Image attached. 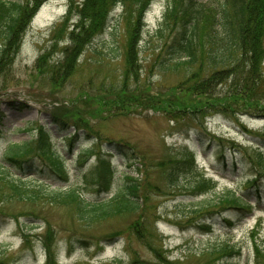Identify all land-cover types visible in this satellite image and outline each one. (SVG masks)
<instances>
[{
    "label": "rangeland",
    "instance_id": "rangeland-1",
    "mask_svg": "<svg viewBox=\"0 0 264 264\" xmlns=\"http://www.w3.org/2000/svg\"><path fill=\"white\" fill-rule=\"evenodd\" d=\"M82 1L42 0L18 49L5 57L0 68V153L9 143H34L41 130L49 131V142L61 151L70 182H81L85 199L109 197L126 173L138 177L144 200L133 211L88 223L73 204L19 200L3 187L0 264H226L225 259L256 264L258 251L260 257L264 254V115L238 104L247 99L244 86L252 82L242 76L248 66H231L237 60L227 58L222 72L226 79L207 94H188L192 113L121 109L114 93L124 84L168 92L187 78L189 84L208 78L217 66L203 61L200 69L196 63L162 69L181 28L172 21L164 24L161 36L154 33L167 0H150L142 12L135 73L126 72V49L138 11L120 3L106 7L103 27L70 64L61 66L68 58L71 32L78 31L81 22ZM261 38L264 51V31ZM202 43L208 51L211 44ZM259 64L264 75V52ZM235 66L241 71L232 74ZM256 87L251 101L264 105V82ZM52 114L68 126L53 123ZM71 126L85 129L72 143L64 138ZM82 148L91 152L85 161ZM38 165L25 164L22 172L15 171L51 188L66 184L39 171ZM93 166L106 171L107 183L101 188L83 181L82 175ZM253 174L257 177L248 187ZM225 188L243 193L249 207L210 205L203 213L195 212ZM221 242L230 243L233 251L201 255L205 247Z\"/></svg>",
    "mask_w": 264,
    "mask_h": 264
},
{
    "label": "trees",
    "instance_id": "trees-1",
    "mask_svg": "<svg viewBox=\"0 0 264 264\" xmlns=\"http://www.w3.org/2000/svg\"><path fill=\"white\" fill-rule=\"evenodd\" d=\"M41 1L0 0V68L4 64L5 57L18 49L24 28ZM149 2L150 0H83L78 6L81 22L76 27L78 31L71 32L72 44L66 46L67 49L69 48L68 58L66 56L65 62L61 66L70 64L81 46H84L91 36L103 27L107 8L120 3L129 4L138 11L134 23L129 29L126 49V72L135 73L138 53L137 41L140 29L144 25L141 17ZM172 21L179 23L181 28L170 46L172 52L170 61L162 62L160 65L162 69H176L179 66L195 63L199 65L200 69L203 61H207L211 65L217 66L215 73L207 72V74L209 73L208 78L197 80L191 84H189L190 79L187 78L179 85L175 84L169 87L168 92L159 90L151 92L148 85L145 84L142 86L135 84L134 87L124 84L114 93L115 101L119 107L131 110L153 109L174 114L192 113V96L207 94L211 86L226 79L227 76H223L222 73L225 71L223 67H226L227 58H233L237 61H232L231 66L238 65L240 62L248 67L241 71L237 70L235 66L231 73L235 74L237 71H241L243 77L252 79L249 85L244 86L245 89H248L244 90L247 99L238 104L245 111L264 115V105H260L258 101L253 103L251 101L256 86L264 82V75L259 64L264 52L260 45L264 31V0H167L161 21L155 27L154 33L161 36L166 29L164 24L170 25ZM203 40H208L211 44L208 51H205ZM204 53L207 56H202ZM44 57L45 54L37 61H42ZM197 76L198 74H195L192 78L195 80ZM127 77L126 74L124 81ZM51 118L55 124L68 126L67 121L58 115L52 114ZM71 127L72 131L69 132V136H64V138L72 143L80 131L85 132V129L78 126ZM49 135V131L41 130L34 143L29 141L13 142L4 147L0 153V191L6 187L8 196L19 200L34 202L45 199L55 203L73 204L78 215L88 223L121 212L133 211L142 206L144 198L138 193L139 179L126 173L118 178L117 188L109 197L96 200L85 199L82 195L81 182L77 179L70 182V174L65 166L64 157L60 150L52 147ZM81 152L83 161L91 155V152L87 154L88 150L85 148H82ZM35 162L39 164V171L44 173L47 171L48 177H55L66 184L51 188L41 179L24 178L16 173L15 170L18 169L22 172L25 164L31 166ZM107 165V171L113 174L112 166ZM253 175L248 187L254 183L257 177L256 174ZM74 176L78 179L80 177L76 170H74ZM82 178L84 182L98 184L99 188L107 183L106 171L103 172L102 169L99 170L95 166L89 172L84 173ZM247 201L248 199L243 193L225 188L219 192L215 191L212 197L199 205L195 212L203 213L205 208L210 205L223 209H247L249 207ZM45 247L49 259L50 250L48 246ZM232 251L233 246L230 243L221 242L205 247L201 251V255L210 256L218 253L228 255ZM259 253H261L260 250L257 253L256 264H264V254L260 257ZM222 263L231 264L226 259Z\"/></svg>",
    "mask_w": 264,
    "mask_h": 264
}]
</instances>
